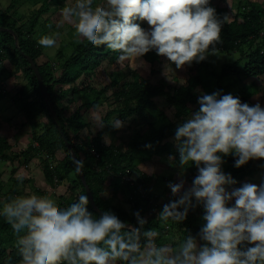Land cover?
<instances>
[{"label": "clouds", "instance_id": "clouds-1", "mask_svg": "<svg viewBox=\"0 0 264 264\" xmlns=\"http://www.w3.org/2000/svg\"><path fill=\"white\" fill-rule=\"evenodd\" d=\"M60 14L79 40L119 53L118 61L144 66L145 55L155 52L176 69L218 56L226 22L212 0H75ZM57 35H42L37 43L55 47ZM198 91V107L172 136L175 152L168 160L179 173L167 183L171 198L155 210L159 221L183 224L201 209L194 233L159 243L160 233L145 227L149 220L140 209L126 223L111 208L91 210L89 194L67 206L17 195L0 202V217L17 236L22 264H264V175L241 182L224 167L229 156L235 169L264 160V103L250 104L224 89ZM124 123L116 118L112 127ZM76 164L80 172L84 162ZM193 166L189 182L185 173Z\"/></svg>", "mask_w": 264, "mask_h": 264}, {"label": "trees", "instance_id": "trees-1", "mask_svg": "<svg viewBox=\"0 0 264 264\" xmlns=\"http://www.w3.org/2000/svg\"><path fill=\"white\" fill-rule=\"evenodd\" d=\"M66 1L10 0L5 8L0 5V101L8 98L7 88L2 87L5 80L14 74L22 75L26 83L16 86L11 96L12 104L24 117L20 124L33 129L28 142L19 148H14L15 144L0 135V162L28 167L35 160L39 162L47 184L61 187L68 183V195L57 196L55 203L58 206H67L79 195L87 194L57 128L59 125L72 143L78 160L84 162V177L99 209L111 208L128 223L134 222L133 209H140L149 220L145 227L160 233L159 243H166L168 238L175 236L179 242L188 230L194 233L198 229L201 209L191 212L183 224L171 221L165 224L156 219L155 210L162 205L158 202L161 195L151 187L150 176L140 170L138 164L153 156L167 158L175 152L172 142L175 127L198 107V90L224 89L250 104L255 103L254 96L261 91L264 101V0H232L236 13L231 19L226 8L212 0L217 13L226 17L218 56L185 65L183 80L176 75L172 77L173 83L165 77L151 81L127 64L124 65L126 72L122 73L119 69L122 61L117 59L119 53L79 40L75 26L68 30L71 37L67 41L62 40L53 53L46 51L37 39L52 35L54 23L43 15L55 13L66 5ZM23 54L29 55L38 66L47 86V100L41 96L34 71ZM41 57L44 60H39ZM145 58L150 64L161 62L155 52L147 53ZM51 60H61L60 66L56 67ZM97 68L101 74L103 69L107 71L109 81L104 85L95 86L92 81ZM78 79L80 83H77ZM158 98H164L166 106L174 111L168 122L157 126L156 119L166 115L165 107L157 105ZM98 107L102 112L104 110L99 116L98 131L93 136L82 135V130L90 127L86 115ZM114 118L125 121L124 126L113 128ZM109 129L129 133L127 138L120 137L119 144H113L106 141ZM149 142L152 148L145 147ZM226 159L225 170L241 182L264 168V160L250 161L235 169L232 157ZM192 176H188L189 181ZM106 193L108 195H104ZM1 194L7 201L19 191L2 183ZM0 202H3L1 196ZM124 202L133 208L131 212L124 208ZM90 208L95 211L91 204ZM16 239L11 226L0 217V264H22Z\"/></svg>", "mask_w": 264, "mask_h": 264}, {"label": "rangeland", "instance_id": "rangeland-1", "mask_svg": "<svg viewBox=\"0 0 264 264\" xmlns=\"http://www.w3.org/2000/svg\"><path fill=\"white\" fill-rule=\"evenodd\" d=\"M74 0H67L66 4L73 3ZM214 4H218L221 7L226 8L227 10V16L229 15V19L233 17V15L236 13V8L234 5H232V0H213ZM10 2V0H0V5L2 8H5L6 5ZM60 10L56 11L55 13L50 12L43 15V17H49V19L54 23L53 26V33L52 35H57V45L53 48H45L46 51L49 50L51 53H53L54 49L57 48L60 45V42L62 40L67 41L71 36L68 33V30L71 27H74L73 25L68 24L67 22L63 21L62 16L60 14ZM146 60V58L144 57ZM222 60L221 58H219ZM225 59V57H224ZM39 60H44V58L41 57ZM61 60H51L52 64H54L56 67H59ZM147 61V60H146ZM160 61H155L154 63L150 64L147 61V65L144 66H138L136 61L133 59H126L122 61V64H119V69L122 73L126 72V68L124 67L125 64L128 65V67L136 69L137 72L144 77L150 78L151 81H155L159 77H165L166 80L170 83H173L172 77L176 76L181 81L183 80L184 72H185V66L181 69H176L174 65L171 63H166L165 58L160 56ZM6 64V63H5ZM9 68H11L9 66ZM153 70L152 72V69ZM99 68L96 69V72ZM112 70V66L110 67V71ZM95 84V86L104 85L105 82L109 81V76L107 74V71L103 69L102 74L97 72V75L93 76L92 80ZM80 83V79L77 80V83ZM262 84L264 86V78H262ZM26 80L22 75L14 74L11 77H8L4 85H2L3 88H7V96L8 98L2 99L0 101V135H3L4 137H7L9 142L11 144H15L13 146L14 148H19L25 143L28 142L30 139V132L33 130L31 126H27L26 124H20L21 121L24 119V117H21V111L19 109H16V107L12 104V98L11 96L14 94V91L16 89V86L25 84ZM262 92L259 91L256 93L255 97V103L257 101L264 103L263 99L261 98ZM166 101L164 98H158L157 99V105L159 108H164V111L166 113L165 117H159L156 119V124L161 125L162 123H166L171 119L173 108L166 106ZM99 108V107H98ZM98 108H94L92 111H90L89 114L86 115V119L89 122L90 127L84 128L82 130L81 134L91 135L93 136L99 128V116L104 113V110L102 112V109L98 110ZM115 118L112 120V122H115ZM18 131V133H17ZM127 133L129 131H120V130H114L109 129L106 133L107 142H111L113 144H119L120 143V137L127 138ZM19 138V140L16 142V140ZM25 142V143H24ZM60 158V157H59ZM59 160V159H57ZM171 163L175 164L177 161H171ZM140 170L145 172L148 176H150L151 180V187L155 190L156 193L159 195V203L163 204L167 202L168 199L171 198L170 190L167 189V183L169 181H176L178 178L179 169L177 167H174L170 164L168 157L164 158L163 156H153L151 160H144L140 164H138ZM225 167V165H224ZM173 171V173H172ZM196 169L195 167H190L187 169L185 175L188 179V176L190 174L195 175ZM172 173V174H171ZM20 175L23 177L22 180H18L17 176ZM261 175H264V168H262L257 174H255L253 177L248 178L244 181H252V182H258ZM162 177H165L162 179ZM158 179H161L162 181H159ZM190 182V181H189ZM4 186H10L12 189H16L19 191L18 195H32L36 196L37 198L42 199H48L53 202H55L60 194H63L64 196L68 195L66 192V189L68 188V183H65L66 185H63L61 187L58 186H52L46 183L42 169L40 167V164L38 161L33 160L31 163H29L28 167H24V165L21 164H10L8 162L3 163L0 162V184ZM46 190V191H45ZM46 192L45 195H43V192ZM161 193V194H160ZM1 200L5 202L6 200H3L4 195L1 194ZM17 196V195H15ZM14 196V197H15ZM119 200L123 201V198H119ZM124 208L126 210H131V208L127 202H124ZM134 210V209H133ZM170 228V227H169ZM179 238L178 236H175L173 238H168V241L166 243H172V241L178 242ZM179 243V242H178Z\"/></svg>", "mask_w": 264, "mask_h": 264}, {"label": "water", "instance_id": "water-1", "mask_svg": "<svg viewBox=\"0 0 264 264\" xmlns=\"http://www.w3.org/2000/svg\"><path fill=\"white\" fill-rule=\"evenodd\" d=\"M15 41H16V36H15ZM26 59L28 60V62L30 63V66L31 68L33 69L34 71V74L36 76V79H37V82H38V86H39V89H40V93H41V96L47 100L49 98V95H48V92H47V86L46 84L44 83L42 77H41V74H40V71H39V68L38 66L36 65L35 61L27 54H23ZM57 128L60 132V134L62 135V138L64 140V143L66 145V147L68 148L69 152H70V155L73 159V162L75 164V167H77V164H76V161H79L78 158H77V155L72 147V143L68 140L67 136L64 134V132L62 131V129L60 128L59 125H57ZM79 177H80V180L81 182L83 183L84 187H85V191L87 194H89V198H90V204L92 205L93 209L94 210H97L99 209L96 204H95V201H94V198H93V195H92V192L85 180V177H84V173H83V169L80 171V172H77ZM128 223V222H126Z\"/></svg>", "mask_w": 264, "mask_h": 264}, {"label": "built area", "instance_id": "built-area-1", "mask_svg": "<svg viewBox=\"0 0 264 264\" xmlns=\"http://www.w3.org/2000/svg\"><path fill=\"white\" fill-rule=\"evenodd\" d=\"M92 153L95 154V152L92 150ZM129 180H133V177H128Z\"/></svg>", "mask_w": 264, "mask_h": 264}]
</instances>
